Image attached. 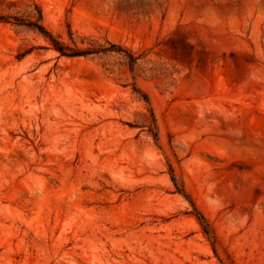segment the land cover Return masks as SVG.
<instances>
[{"label":"rangeland","instance_id":"obj_1","mask_svg":"<svg viewBox=\"0 0 264 264\" xmlns=\"http://www.w3.org/2000/svg\"><path fill=\"white\" fill-rule=\"evenodd\" d=\"M33 3L63 41L143 59L133 75L60 57L0 22V264H264V0H0V13Z\"/></svg>","mask_w":264,"mask_h":264},{"label":"trees","instance_id":"obj_2","mask_svg":"<svg viewBox=\"0 0 264 264\" xmlns=\"http://www.w3.org/2000/svg\"><path fill=\"white\" fill-rule=\"evenodd\" d=\"M10 6L7 10H3L0 13V22L10 24L18 28H24L30 30L40 37H43L48 43L49 48L59 54L60 57L67 58H117L121 60L123 66L127 68L131 74H136L138 67L141 64L142 56L135 54L127 47L114 43L108 39H98L93 37L79 36L72 31L69 32V43L65 42L59 36H55L44 24L43 11L39 4L33 3L28 6V10L24 13L20 11H13ZM25 54H19L18 59L21 60ZM108 71H113V68H106ZM134 92L140 95V97L148 104H150L149 96L140 90L134 83ZM151 111L152 124L149 126V132L153 136L155 142H159V132L156 126L155 116ZM171 167V166H170ZM171 180L175 186L176 192L189 197L183 187L178 181L173 169L170 168ZM193 205V204H192ZM196 218L202 228L204 235L211 243L215 252H217V238L216 234L210 225L209 221L204 215L197 210L194 206Z\"/></svg>","mask_w":264,"mask_h":264}]
</instances>
